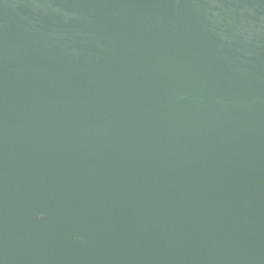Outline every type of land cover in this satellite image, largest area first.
Returning a JSON list of instances; mask_svg holds the SVG:
<instances>
[{"label":"water","instance_id":"water-1","mask_svg":"<svg viewBox=\"0 0 264 264\" xmlns=\"http://www.w3.org/2000/svg\"><path fill=\"white\" fill-rule=\"evenodd\" d=\"M0 264H264V0H0Z\"/></svg>","mask_w":264,"mask_h":264}]
</instances>
